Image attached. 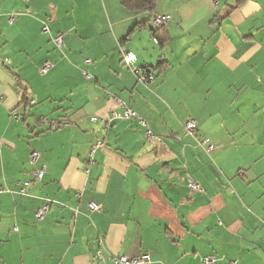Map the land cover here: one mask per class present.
<instances>
[{
  "label": "crops",
  "instance_id": "0c3cea01",
  "mask_svg": "<svg viewBox=\"0 0 264 264\" xmlns=\"http://www.w3.org/2000/svg\"><path fill=\"white\" fill-rule=\"evenodd\" d=\"M153 15L170 18L161 47L143 26ZM121 49L140 70L167 68L145 87ZM116 99L156 140L135 120L106 132L89 121L121 111ZM188 118L214 151L184 136ZM0 144V264L144 253L149 264H264V0H155L134 13L119 0H0ZM41 165L42 181L18 195Z\"/></svg>",
  "mask_w": 264,
  "mask_h": 264
},
{
  "label": "built area",
  "instance_id": "2783aa9c",
  "mask_svg": "<svg viewBox=\"0 0 264 264\" xmlns=\"http://www.w3.org/2000/svg\"><path fill=\"white\" fill-rule=\"evenodd\" d=\"M169 19L170 18L168 16L153 15L150 19V25L152 26L153 29L156 30L161 29L166 26ZM41 33L43 35L49 34V29L46 25L42 27ZM64 36L65 34L56 35L51 39V41L54 43L57 49L62 48ZM152 41L154 44L156 45L158 44L156 39H153ZM121 53H122V60L120 62V66L129 69L135 75L137 83L147 87L150 83L154 82V77L151 75L149 71L140 70L134 67V64L136 63V57L133 54L125 53L124 49H121ZM85 64H91V62L89 60H85ZM52 67L53 65L50 62H44L39 67L38 74L40 76H44L52 69ZM84 77L88 79V76L86 74H84ZM115 103H116V107H118V109H120L121 111H117V110L113 111L109 115V118L107 119L91 118L89 119V121L91 123L101 122L104 132H106L114 121L135 120L138 123V125L144 129L145 137L148 140H156V138L152 135L151 131L149 130L148 124L138 114H136L134 111L129 109L124 102L118 99L115 100ZM51 128L56 129L57 125H52ZM182 128H183L184 136L193 139L198 145L204 148L206 153H211L216 149V144L211 143L208 138H198L196 136L197 123L192 118L186 119V121L183 123ZM103 146L104 144L102 141H96L93 144H91V146L89 147V150L86 155V167H85L86 172L89 171L91 165L93 164L94 154L98 150H101ZM0 154H1V144H0ZM28 160L30 164L36 165V163L39 160V155L35 151H30L28 154ZM44 173H45L44 166L41 165L40 167L35 168L32 171L31 179L24 181L20 185L17 194L20 196H26L27 189L33 183H38L42 181ZM186 187L188 189V193L190 196L196 193H202L201 187L190 179H187ZM90 208L93 211L100 210V208L96 205H91ZM48 210H49V203L48 201H45L44 205L36 212L35 219L37 221H41ZM96 258L98 259V261L102 263L106 261V259L103 258L100 252L96 254ZM107 260L112 262L113 264H149L150 255L149 253H144L138 257H133V258L115 255V256H109ZM215 260H216L215 257L210 256L202 259V264H214Z\"/></svg>",
  "mask_w": 264,
  "mask_h": 264
},
{
  "label": "trees",
  "instance_id": "16d2710c",
  "mask_svg": "<svg viewBox=\"0 0 264 264\" xmlns=\"http://www.w3.org/2000/svg\"><path fill=\"white\" fill-rule=\"evenodd\" d=\"M120 4L123 8H125L129 12H139V11H145V10H153L155 0H119ZM143 26H148L150 30V34L153 39H156L158 42V45L161 47L163 44H165L168 41V35L165 32L163 28L161 29H153L150 25V22H144ZM167 68V65L164 62H159L157 65L151 68L152 71H157L159 74H162ZM22 97H21V104L22 105H29L26 90L24 89L22 91Z\"/></svg>",
  "mask_w": 264,
  "mask_h": 264
},
{
  "label": "rangeland",
  "instance_id": "374dc122",
  "mask_svg": "<svg viewBox=\"0 0 264 264\" xmlns=\"http://www.w3.org/2000/svg\"><path fill=\"white\" fill-rule=\"evenodd\" d=\"M148 41L151 43V40L150 39H148Z\"/></svg>",
  "mask_w": 264,
  "mask_h": 264
}]
</instances>
